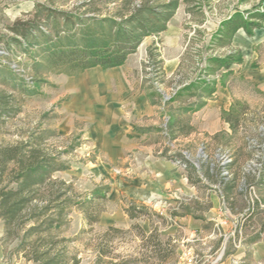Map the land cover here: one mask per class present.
<instances>
[{
	"label": "rangeland",
	"instance_id": "374dc122",
	"mask_svg": "<svg viewBox=\"0 0 264 264\" xmlns=\"http://www.w3.org/2000/svg\"><path fill=\"white\" fill-rule=\"evenodd\" d=\"M169 2L178 6L167 31L144 38L126 62L133 71L129 80L141 85L151 104L159 107L160 128H146L147 138L137 142H156L155 152L139 148L123 152L126 146L118 141L103 144L91 134L89 119L73 112L85 85L101 89L97 83L101 67L71 74L44 58L40 48L24 53L13 43L15 36L9 29L16 21L33 19L42 6L84 20L94 18L99 22L88 21L86 35L107 37L111 20L121 22L144 4ZM253 11L264 13V0H0V98L8 102L0 105V190L17 187L11 176L14 164L2 171L1 152L32 143L57 169L50 184L39 188L30 208L40 209L56 198L70 201L59 219L51 218L53 225L49 227L48 220L40 226L41 242L36 235H28L31 227L38 226L29 221L30 210L21 220L25 226L11 236L0 215L5 264H42L33 260L35 250L48 252L50 257L59 254L65 264H218L242 250L248 260L240 264H264V205L252 216L234 214L215 193L203 207L215 200L213 206L226 208L229 215H218L217 208L198 212L205 220L174 217L178 200L194 195H185L179 186L186 175L184 165L167 158L179 152L194 164L199 159L229 164L242 156V163L258 166L259 141L264 145V52H258V47L236 46L237 33L231 38L219 34L224 21L235 15L253 22L249 15ZM102 20L109 21L102 24ZM257 29L251 36L243 30L252 39ZM8 44L12 53L6 50ZM252 49L259 54L255 60ZM226 56L243 60L233 64L231 72L210 69L212 58ZM192 82L213 83V91L209 93V87L199 83L179 95ZM200 103L204 106L198 111H186L189 105ZM230 110L243 114L236 132L224 120ZM172 112L181 117L179 126L185 129L181 133L177 126L174 133L179 136L174 140L168 128L174 119ZM188 124L194 128L189 134L185 133ZM133 129L140 134L136 126ZM133 137L126 136L129 145ZM248 150L255 159L249 160ZM259 194L252 193L250 199L262 198ZM206 195L196 188L195 197ZM130 209L138 218L129 217ZM90 216L99 221L91 223ZM110 227L118 231L111 232ZM240 238L245 243L242 246ZM101 249L106 252L103 257ZM256 252L263 256L261 262L253 258Z\"/></svg>",
	"mask_w": 264,
	"mask_h": 264
},
{
	"label": "trees",
	"instance_id": "16d2710c",
	"mask_svg": "<svg viewBox=\"0 0 264 264\" xmlns=\"http://www.w3.org/2000/svg\"><path fill=\"white\" fill-rule=\"evenodd\" d=\"M177 6V2L156 6L149 4L139 6L131 13L130 17L122 19L121 22L111 20L109 26L111 27L109 33L111 34L107 37H99L94 33L86 35L88 21L90 23H92L91 20L93 23L99 22L94 18L84 20L74 14L46 10L42 6H39L33 19L16 21L9 29L15 36L12 39L13 43L19 49H22L24 53H32L40 48L44 58L51 60L59 68H67V71L71 74L94 69V67L108 70V68L123 66L130 55L137 52L144 38L151 36V34L165 33L169 21L175 15ZM249 15L251 19H254L253 22L244 20L241 15H235L233 18L224 21L219 33L220 38H231L241 28L245 29L247 34L251 36L254 29L263 27L264 13L253 11ZM108 21L102 20L101 22L103 24ZM61 23L64 26L63 30L61 29ZM7 46L6 50L12 53V46L10 44ZM242 60L241 57L236 59L233 56L212 58L210 69L218 67L231 72L233 64H240ZM34 71L36 74L38 73V65L35 66ZM199 83L207 85L210 89L209 93H212L213 83L192 82L183 86L179 91V95L191 90ZM172 101H175V99ZM7 103L0 98L2 107L6 106ZM203 106L202 103L189 105L186 111L196 112ZM172 115L171 119H174L170 120L168 128L170 129V139L174 140L179 136L175 134V131L177 126L181 124V117L175 113ZM242 115H235V112L230 110L225 116L224 120L233 132H236ZM185 128H187V132H185L187 134L194 131V128L189 124L185 125ZM184 130L183 127H178L179 132L183 133ZM215 137L218 136L215 135ZM258 148L261 151V156L256 159L258 166L251 164L249 161L242 163L240 161L242 156L236 157L229 164H221L217 159H199L198 164H194L179 152H173L167 158L183 164L189 184L197 188L199 193L201 190H205L207 195L201 198L197 196L178 200V205L174 208L172 216L187 217V215H190L196 220H205L206 218L201 214L202 210L210 211L213 208V203L209 200L210 204L206 208L203 207V203L206 198L215 193L223 204L229 206L232 213H241L245 216L257 214L256 211L261 210L264 205V145L262 140L259 141ZM1 153L2 171L6 172L9 164L13 163L15 167L11 170L12 182L17 184L16 188L0 190V215L6 222L8 235H14L17 228L25 226L26 221L21 220L25 212L30 210L29 221H36L38 226L31 227L28 230V235H36L41 242L43 239L40 238V234L43 231L40 230V226L46 224L49 220L48 226L50 227L55 223L51 218L57 217L59 219L66 208L70 206L68 205L69 200L58 202L56 198L49 204L40 207V209L30 208L32 201L38 198L39 188L50 184L52 174L57 168L39 147H32V143L9 147ZM166 154L167 152L164 154L165 157ZM247 155L250 161L255 159V156L249 150ZM255 192L258 194L263 192L259 194L262 198L259 196V198L250 199L252 193ZM100 196L103 197V195ZM244 200V204L239 206ZM93 201L94 199L90 200L89 203L92 204ZM198 212H201V215H198ZM128 215L132 219L138 218V215L132 209L128 210ZM90 219L91 223L99 221L97 218L93 219L92 216H90ZM109 231L114 232L118 229L110 227ZM238 237L239 233L237 232ZM99 254L103 257L106 252L101 249ZM33 260L42 262V264H65L61 259V255L50 257L48 252H38L37 250L34 251ZM72 264L79 263L74 261Z\"/></svg>",
	"mask_w": 264,
	"mask_h": 264
},
{
	"label": "crops",
	"instance_id": "0c3cea01",
	"mask_svg": "<svg viewBox=\"0 0 264 264\" xmlns=\"http://www.w3.org/2000/svg\"><path fill=\"white\" fill-rule=\"evenodd\" d=\"M235 38V45L239 48L247 46L254 48L258 47V52H264V27L257 29L252 39L248 37L241 28L235 35ZM251 52L255 54V57H252L253 60L259 57L258 52L253 51V49ZM127 64L129 63H125L121 67L108 68V70L96 67L100 68L101 81L97 83L101 85V89H94L90 87V85H85L84 87L86 90L76 97L77 105L74 106L73 112H75L79 118L82 117L84 119L87 117L89 119V124L92 127L91 134L103 144L106 142L118 141L120 144H123V147L126 146L122 149L123 152L126 148L130 150L136 148L147 149L155 152V148L158 146L156 142L150 141L144 144H139L137 142L140 138H147L148 133L146 131H148V129L146 128H160L159 107L155 103L154 105L151 104L146 93L142 90L141 85H137L136 83L133 84V82L129 80L132 75L131 72L133 71ZM110 88L117 90L115 91L116 93L110 92ZM68 108L70 107L68 106ZM133 126L141 130L140 134L133 133ZM150 130L151 129H149V131ZM128 134L134 136V140H132V143L130 142V145L125 139ZM180 185L185 195L189 193L194 195L191 197H195L196 188L189 184L186 175L179 183V186ZM214 201L215 200H213V203ZM216 209L218 210V215H229L226 208L222 209L215 205L210 212ZM242 240L241 238L239 239V246L245 244ZM255 243V245H258L257 242ZM245 257L246 254L242 250H237L234 254L223 257V260L220 261L221 263L218 262V264L246 263L248 259ZM253 258L261 262L263 256L256 252L253 254ZM0 264H5L4 251L1 243ZM211 264L214 263L212 262ZM247 264H251V262Z\"/></svg>",
	"mask_w": 264,
	"mask_h": 264
},
{
	"label": "built area",
	"instance_id": "2783aa9c",
	"mask_svg": "<svg viewBox=\"0 0 264 264\" xmlns=\"http://www.w3.org/2000/svg\"><path fill=\"white\" fill-rule=\"evenodd\" d=\"M223 164H225V162Z\"/></svg>",
	"mask_w": 264,
	"mask_h": 264
}]
</instances>
